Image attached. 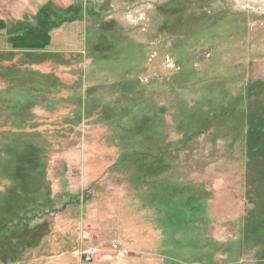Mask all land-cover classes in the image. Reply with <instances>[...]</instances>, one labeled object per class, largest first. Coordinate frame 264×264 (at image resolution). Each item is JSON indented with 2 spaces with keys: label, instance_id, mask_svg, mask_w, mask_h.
Listing matches in <instances>:
<instances>
[{
  "label": "rangeland",
  "instance_id": "1",
  "mask_svg": "<svg viewBox=\"0 0 264 264\" xmlns=\"http://www.w3.org/2000/svg\"><path fill=\"white\" fill-rule=\"evenodd\" d=\"M0 264H264V0H0Z\"/></svg>",
  "mask_w": 264,
  "mask_h": 264
},
{
  "label": "trees",
  "instance_id": "2",
  "mask_svg": "<svg viewBox=\"0 0 264 264\" xmlns=\"http://www.w3.org/2000/svg\"><path fill=\"white\" fill-rule=\"evenodd\" d=\"M41 12H42V10H41ZM41 12H40V13H41ZM57 12H58L57 14H59L60 11H57ZM45 22L47 23V19L42 20V23H43L42 26H43L44 28H45ZM27 35H31V34L26 33L25 36H27ZM27 37H28V36H27ZM41 41H43V43H41V45H44L45 40L42 39V40H40L39 42H41ZM39 42H38V43H39ZM51 208L53 209L52 206H51ZM45 209H47V208H46V205H45ZM48 209H49V208H48ZM53 211H56V209L53 210ZM37 214H38V213H35L33 216H31V217L29 218V220L34 219V216L37 215ZM42 214H43V213H42ZM45 214H46V213H45ZM39 215H40V214H39ZM258 216H259V215H257V216H253V219H254V220H258V219H259ZM35 218H36V217H35ZM47 231H48V230H47V223L45 222V232H44V234H46Z\"/></svg>",
  "mask_w": 264,
  "mask_h": 264
},
{
  "label": "built area",
  "instance_id": "3",
  "mask_svg": "<svg viewBox=\"0 0 264 264\" xmlns=\"http://www.w3.org/2000/svg\"><path fill=\"white\" fill-rule=\"evenodd\" d=\"M117 246L116 245H114V248H116ZM83 253H84V260L85 261H88V260H90V258L93 256V254L95 253V249H93V248H88V249H85L84 251H83Z\"/></svg>",
  "mask_w": 264,
  "mask_h": 264
}]
</instances>
